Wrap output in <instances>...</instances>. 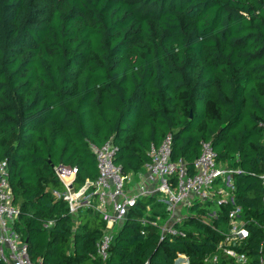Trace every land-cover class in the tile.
Segmentation results:
<instances>
[{"label": "trees", "instance_id": "trees-1", "mask_svg": "<svg viewBox=\"0 0 264 264\" xmlns=\"http://www.w3.org/2000/svg\"><path fill=\"white\" fill-rule=\"evenodd\" d=\"M264 0H0V161L6 160L13 228L41 264H190L215 252L231 203L196 200L161 237L157 195L139 196L115 228L70 212L56 167L78 190L97 175L91 145L111 139L114 162L137 178L150 144L171 135V159L188 174L202 141L232 169L234 203L249 236L239 263L264 260ZM220 183L216 180L215 184ZM254 219L258 224L250 222ZM0 264H5L0 261Z\"/></svg>", "mask_w": 264, "mask_h": 264}, {"label": "built area", "instance_id": "built-area-1", "mask_svg": "<svg viewBox=\"0 0 264 264\" xmlns=\"http://www.w3.org/2000/svg\"><path fill=\"white\" fill-rule=\"evenodd\" d=\"M264 141V123H262ZM95 154L97 175L86 180L78 189L69 185L75 177V169L58 166L56 173L66 186L63 198L70 212L80 207L92 208L99 212L105 221V228L96 243V254L105 260L115 228L124 220L136 199L144 194L157 195L164 203L166 217L160 223L161 237L166 234H181L174 223L181 218L179 209L188 207L192 202L212 199L219 194L217 203L233 204L228 212V225L222 239L217 243L215 252L208 254L205 261L214 264L224 255L239 263L246 262V255L238 247L248 238L249 229L242 215L240 205L234 203L233 189L228 169L217 163L210 141H202L200 153L194 160L195 172L188 174L182 160L171 159V135L168 133L158 144H150L148 153L150 162L146 164L143 181L132 182L130 176L122 173L120 165L114 162L116 146L111 139L100 146L91 145ZM216 180L220 183L215 184ZM264 199V168L260 175ZM19 206L13 202L12 188L9 183V171L6 160L0 161V261L5 264H41L33 261L28 253L27 243L13 228L18 218ZM250 222L258 224L254 219ZM175 264H190L186 254L177 252ZM261 264L264 260L260 258ZM147 264V263H145Z\"/></svg>", "mask_w": 264, "mask_h": 264}, {"label": "crops", "instance_id": "crops-1", "mask_svg": "<svg viewBox=\"0 0 264 264\" xmlns=\"http://www.w3.org/2000/svg\"><path fill=\"white\" fill-rule=\"evenodd\" d=\"M147 171H144L143 173H140L137 178H132V182H141L144 180V177H145V174H146Z\"/></svg>", "mask_w": 264, "mask_h": 264}, {"label": "rangeland", "instance_id": "rangeland-1", "mask_svg": "<svg viewBox=\"0 0 264 264\" xmlns=\"http://www.w3.org/2000/svg\"><path fill=\"white\" fill-rule=\"evenodd\" d=\"M179 212L181 213V215H182V214H185V212H186V207H182V209H179ZM164 221H165V219L163 218V219L161 220V223H164Z\"/></svg>", "mask_w": 264, "mask_h": 264}, {"label": "water", "instance_id": "water-1", "mask_svg": "<svg viewBox=\"0 0 264 264\" xmlns=\"http://www.w3.org/2000/svg\"><path fill=\"white\" fill-rule=\"evenodd\" d=\"M69 187H71V185H69Z\"/></svg>", "mask_w": 264, "mask_h": 264}]
</instances>
